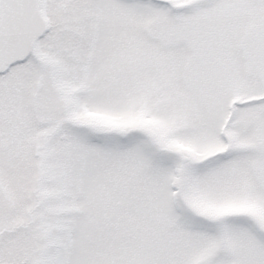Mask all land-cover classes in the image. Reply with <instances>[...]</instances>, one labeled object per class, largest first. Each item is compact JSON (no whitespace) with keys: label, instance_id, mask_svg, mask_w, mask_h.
Masks as SVG:
<instances>
[{"label":"snow or ice","instance_id":"obj_1","mask_svg":"<svg viewBox=\"0 0 264 264\" xmlns=\"http://www.w3.org/2000/svg\"><path fill=\"white\" fill-rule=\"evenodd\" d=\"M0 264H264V0H0Z\"/></svg>","mask_w":264,"mask_h":264}]
</instances>
